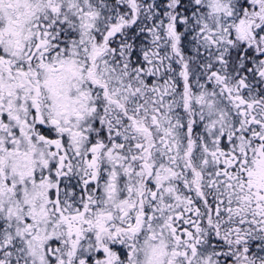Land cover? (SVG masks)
<instances>
[{"label":"snow or ice","instance_id":"snow-or-ice-1","mask_svg":"<svg viewBox=\"0 0 264 264\" xmlns=\"http://www.w3.org/2000/svg\"><path fill=\"white\" fill-rule=\"evenodd\" d=\"M0 264H264V0H0Z\"/></svg>","mask_w":264,"mask_h":264}]
</instances>
